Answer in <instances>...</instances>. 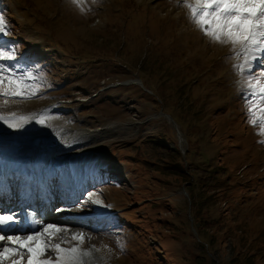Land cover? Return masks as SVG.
<instances>
[{
	"label": "rangeland",
	"instance_id": "obj_1",
	"mask_svg": "<svg viewBox=\"0 0 264 264\" xmlns=\"http://www.w3.org/2000/svg\"><path fill=\"white\" fill-rule=\"evenodd\" d=\"M0 15L11 29L0 48L16 57L0 63L41 85L31 99L0 97V114L27 117L0 120V134H58L71 145L63 160L91 147L71 163L87 162L88 176L69 207L116 209L99 225L60 222L55 244L80 224L93 237L68 244L91 253L85 264H264V136L248 122L249 73L230 44L204 35L182 0H0ZM261 71L264 56L251 67Z\"/></svg>",
	"mask_w": 264,
	"mask_h": 264
},
{
	"label": "snow or ice",
	"instance_id": "obj_2",
	"mask_svg": "<svg viewBox=\"0 0 264 264\" xmlns=\"http://www.w3.org/2000/svg\"><path fill=\"white\" fill-rule=\"evenodd\" d=\"M77 6H82V0H73ZM182 6L189 10V19L200 31L214 43L230 44L232 57L242 63L234 65L238 73L249 74L246 85L249 92L246 94L247 114L249 123L259 126V135L264 136V71L259 76L251 74L254 61L264 56V0H182ZM11 31L3 15H0V34L8 35ZM15 49L0 48V60H14ZM39 77L33 72L18 73L13 67L0 63V97L8 99H31L38 95L41 85ZM9 127L19 128L22 125L17 120H27V117H11L0 114ZM40 123H44L41 119ZM264 143V141H261ZM93 195H96L93 193ZM96 204L103 201L96 199ZM12 215H0V225L13 221ZM61 229L52 225L46 226L43 231L32 233L26 237L0 235V242H8L9 247L0 251V261L16 256L13 264H23L27 255V264H81V254L77 247L64 248L61 244H52L53 233ZM73 239L83 241V236H74ZM14 245V246H11ZM54 250L58 253L55 262L40 259L46 251ZM83 255H91L90 252Z\"/></svg>",
	"mask_w": 264,
	"mask_h": 264
},
{
	"label": "bare ground",
	"instance_id": "obj_3",
	"mask_svg": "<svg viewBox=\"0 0 264 264\" xmlns=\"http://www.w3.org/2000/svg\"><path fill=\"white\" fill-rule=\"evenodd\" d=\"M18 134H19V129H14L9 136H4L3 134H0V154L2 152H10V150H11L10 155H14V156L18 155L19 151L22 148L26 149L25 146L28 147V144H29L32 147L31 151L33 153L42 152L44 154L43 157H39V154H38V156H36V157H39V159L45 160V159H50L51 158L52 160H54L55 162H59L60 164L66 163V166L64 168L65 169L64 172L66 173V178L69 179V183L70 184H74V187L72 188L71 192H67V193H65L62 190V188H63L62 187L63 186L62 183L61 184L57 183L56 186L53 189H51V190H45L44 189V181H43V179L45 177H47V175H39V176L37 175L38 181L35 184L34 183H30V185H29L30 190H32L34 188L41 187V189L45 190V192H47L49 194V196L50 195L53 196L56 200H62V199H64V197H70V196H73L74 194H76V192L80 189V187L77 186V184L78 183L79 184H83V182H85L88 174L82 168L83 166L86 165L85 163H81L79 167L74 166L71 163H75L76 158L79 160L82 157H86V155H88V154L93 155V151L91 150V147H88L86 150L85 149L81 150L76 155L66 156L64 158V160H63V159H60V158H54V156L56 155L57 152L61 151L64 147L71 146V145L63 142V138H62V141L60 143L56 142V138L58 137V134L49 135V133L46 132L45 134L39 135V137H38L39 141L37 139H35V138H28V137H24L23 138L24 134H19L20 137H18V136H16ZM6 138L10 139V143H9V146L6 149V151H3V150H1V147H3L2 143H3V140H6ZM30 140H32V141H30ZM27 141H30V142H27ZM36 145H38V146L36 147ZM28 151H30V150L27 149V150L21 152L20 155H25V156L22 157V158L17 156L16 159L22 160L23 158H27V156L29 155ZM31 157H33V156H31ZM40 164H41V162L31 163V164H29V168L31 169V167H32L33 170L37 172V171L40 170V166H39ZM13 168L14 167L6 168L5 169L6 172H2V170H3L2 168L0 169V179H1L2 182H5L7 180V177L12 172ZM124 181L125 180H123L122 183ZM125 184H128V182H125ZM5 185L6 184L4 183L1 186H5ZM0 199H1V196H0ZM103 208H104L103 205H97L96 207L94 206V211H93V214H92L93 215L92 216L93 221L90 222V223H96V225H99L102 220L108 219V216H107L108 212L116 211V209L105 210ZM81 211L82 210L79 209V211H77V212H81ZM87 216H91V215H87ZM87 216L84 213H80V214L75 215V214H73V212L70 211V208L61 207L59 209H56L55 211H53L50 214L49 217L52 218L54 222L50 223L49 225H52L55 228H59V226L61 224L60 222H65V221L74 220V219L85 220L84 224H89L87 222ZM56 222H58V223H56ZM73 227H74L73 236H83L84 239H85L86 236L88 238H92L93 237V234H92L93 232H91V233H89V235H87V232L85 230L86 228L84 226H82L80 224H77V225H75ZM55 234L56 233H53V235H52V239H51V243L52 244H55L54 240L58 239V238H54ZM0 235H3V234H0ZM28 235H30V234H28ZM28 235H16V236L26 237ZM5 236H11V235H5ZM59 240L65 243L64 248H66V249L67 248H72L68 244L69 240H72L71 242H75L73 240V237H71V238H62V239L59 238ZM60 241H57L56 244L57 243L61 244ZM80 245L82 246V242L81 241H80ZM9 246L10 245H9L8 242H0V251H2V249L4 247H9ZM11 246H14V245H11ZM52 255L53 256H57L58 253L56 251H54ZM82 258H85L84 255L83 256L81 255V263L85 264V262H82ZM17 259H19V257H16V256H14L13 259H11V260L10 259L8 260V258H6V259H3L2 261H0V264L1 263L13 264V261L17 260ZM27 260L28 259L25 258V260H23V264H27ZM45 260H50V261H53V262L56 261V259H51L49 256L45 257Z\"/></svg>",
	"mask_w": 264,
	"mask_h": 264
},
{
	"label": "trees",
	"instance_id": "obj_4",
	"mask_svg": "<svg viewBox=\"0 0 264 264\" xmlns=\"http://www.w3.org/2000/svg\"><path fill=\"white\" fill-rule=\"evenodd\" d=\"M245 115V114H244ZM245 117V116H244Z\"/></svg>",
	"mask_w": 264,
	"mask_h": 264
}]
</instances>
